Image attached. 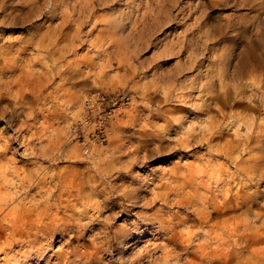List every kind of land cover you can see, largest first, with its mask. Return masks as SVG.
Wrapping results in <instances>:
<instances>
[{"label": "rangeland", "instance_id": "1", "mask_svg": "<svg viewBox=\"0 0 264 264\" xmlns=\"http://www.w3.org/2000/svg\"><path fill=\"white\" fill-rule=\"evenodd\" d=\"M97 94L102 143L81 124ZM261 103L264 0H0V194L34 181L83 228L46 257L0 230V264L104 240L93 264H182L243 233L229 264H264ZM228 189L246 206L217 214Z\"/></svg>", "mask_w": 264, "mask_h": 264}, {"label": "bare ground", "instance_id": "2", "mask_svg": "<svg viewBox=\"0 0 264 264\" xmlns=\"http://www.w3.org/2000/svg\"><path fill=\"white\" fill-rule=\"evenodd\" d=\"M261 104L264 106L263 103ZM237 170L238 172H240L239 167L236 165L234 172ZM36 186L37 183L32 181L31 183L28 182L26 186L20 184V188L18 190H15V188H13L14 190L12 189V191L11 189H9L8 191L0 194V230H9V232L6 234V236L9 237L8 245L19 244L20 242H22L28 243V245H32L33 247V243H36L37 246L34 247V254L41 256L43 255V257H46V247H49V245H51V240L55 235L60 234L62 237H64L65 234H67L66 230L70 229L74 231V234H72L70 241H75L81 238L80 233L83 228L81 226H74V223H72V225H62V222L66 219V217L68 216L70 218V216H73V213L68 215H64L62 213L63 216L57 217L58 214L56 212H53L52 209L56 208L58 212V210L61 209V205L60 202H58V198H50L51 194H48L49 199H51L50 202L42 201L45 196H39L38 198H36L34 195H31L30 198H28L27 195ZM19 190H23V192H21V196L16 195ZM68 203L70 202L68 201ZM74 204L75 203H71V206H74ZM207 206L216 208V213L218 214L219 207L226 210L235 209L236 207L245 208L246 199L244 195L239 194L238 191L233 193L228 189V192L223 193L222 197L220 198V202L215 201L213 204H208ZM208 214H210V211L207 212V215ZM198 216L200 217V215ZM14 231L16 233H14ZM173 233L176 232L173 231ZM174 235L176 234H173L172 236L174 237ZM171 240H173V238H171ZM185 242L189 243L188 240L184 241V244H186ZM112 243L113 240H104L103 242L96 241L91 245L93 249L89 252L90 256H88L85 252H79L77 247L68 245L71 246L69 250H62V252L55 253V255L58 256V261L54 264H93V258L91 256L100 251H104L105 247H108V244ZM247 243L248 236L243 233L237 236V238L235 239V243L232 245L233 247H229V244H225L222 242L218 243L216 248H212L209 250L200 246L199 248H201V250L198 255L195 256H200L199 259L195 258L192 260H184L182 264H229V260L235 253V248H237L234 247V245L237 244L241 248L243 246H246Z\"/></svg>", "mask_w": 264, "mask_h": 264}, {"label": "built area", "instance_id": "3", "mask_svg": "<svg viewBox=\"0 0 264 264\" xmlns=\"http://www.w3.org/2000/svg\"><path fill=\"white\" fill-rule=\"evenodd\" d=\"M86 116H84L81 124L83 127H88V123L92 124V132L89 134L95 142H104L107 139V125L114 112L113 100L107 95L90 96L85 101ZM93 116V118H92ZM84 143V142H83ZM86 152L88 149H85Z\"/></svg>", "mask_w": 264, "mask_h": 264}]
</instances>
